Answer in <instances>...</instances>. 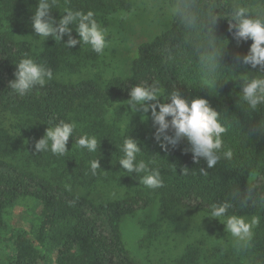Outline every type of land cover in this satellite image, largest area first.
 Here are the masks:
<instances>
[{
  "label": "trees",
  "instance_id": "1",
  "mask_svg": "<svg viewBox=\"0 0 264 264\" xmlns=\"http://www.w3.org/2000/svg\"><path fill=\"white\" fill-rule=\"evenodd\" d=\"M37 3L0 0V244L11 253H5L0 264H138L122 237L125 216L152 204L164 218L179 207L211 214L213 204L225 201L231 205L227 215L257 220L240 256L245 264H264V104L252 110L241 92L244 79L261 73L240 63L251 39L238 42L234 29H229L236 8L264 15V0H169L173 7L169 27L137 46L126 75L105 79L97 73L102 53L90 45L67 47V36L60 42L51 36L35 42L31 18ZM128 6L129 0H56L50 15L59 20L65 9L92 11L97 21ZM69 27L78 39L75 24ZM214 48L220 55L215 56L217 67L212 71ZM25 56L49 67L53 76L43 87L19 96L8 82ZM83 70L94 76L78 81L56 78ZM143 83L161 89V102H169V94L179 91L187 100L207 99L219 113L226 132L214 167L207 168L203 158L194 162L186 139L162 149L153 136L156 126L150 112L124 122L122 105L130 89ZM59 120L75 124L68 151L33 152L48 123ZM85 134L100 141L96 152L77 145ZM127 135L139 142L136 162L143 160L150 169H158L162 187L148 188L140 182L145 173L121 168L118 160ZM228 150L231 158L223 155ZM93 159L101 167L95 174L90 168ZM69 184H102L124 192L112 199L91 198L72 192ZM25 199L35 204L13 214ZM160 220L142 223L141 241L156 239ZM200 255L199 248L187 246L176 261L194 264Z\"/></svg>",
  "mask_w": 264,
  "mask_h": 264
},
{
  "label": "clouds",
  "instance_id": "2",
  "mask_svg": "<svg viewBox=\"0 0 264 264\" xmlns=\"http://www.w3.org/2000/svg\"><path fill=\"white\" fill-rule=\"evenodd\" d=\"M56 4V0H38L31 22L34 32L40 38V42L51 36L60 42L67 36L66 46L75 47L77 44L90 45L92 50L101 54L105 48V34L95 19L92 11L86 13L79 10L65 9L64 15L56 20L50 15V10ZM214 24L216 18L212 17ZM75 24L78 39L73 37L69 25ZM229 29H234V38L240 40L251 39L252 43L241 59L240 63L259 69L260 75L248 76L242 81V98L247 105L255 110L264 104V15L252 16L249 10L238 7L234 10ZM220 55V49L214 48L211 57V70L214 71L215 56ZM53 76L52 70L44 64L37 63L32 58L25 56L16 63L14 79L8 82V88L19 96H24L37 85L43 87L47 80ZM162 91L155 85L136 84L129 91L128 106L132 112L141 111L151 114L153 125H155L154 139L161 148L167 150L169 146L176 147L181 140L186 139L189 144L187 151L192 153L193 161L199 163L203 158L207 168L214 167L219 160V151L222 149V134L226 132L225 126L220 122L219 113L210 106L205 98H193L187 100L179 91L169 94V102H161L158 97ZM158 109V110H157ZM75 124L59 120V122L48 123L45 134L35 141L33 152L51 151L54 155H64L68 148L66 144L73 135ZM100 141L95 136L81 135L77 145L86 148L89 152H96ZM121 151L123 156L118 160L122 169L127 173H145L142 184L148 188H159L163 186L160 171L150 169L140 160L137 154L141 151L137 139L126 136L123 139ZM223 155L231 158V150L225 151ZM90 168L95 174L101 169L98 159L90 161ZM205 172L204 168L200 169ZM206 174V173H205ZM230 203L225 201L211 206V216L219 218L238 242H246L251 236V228L257 223L253 219L250 222L240 215H227ZM226 219H221L225 218Z\"/></svg>",
  "mask_w": 264,
  "mask_h": 264
},
{
  "label": "rangeland",
  "instance_id": "3",
  "mask_svg": "<svg viewBox=\"0 0 264 264\" xmlns=\"http://www.w3.org/2000/svg\"><path fill=\"white\" fill-rule=\"evenodd\" d=\"M172 14L173 7L169 0H129L127 9L97 18V23L105 34V48L98 63L97 73L100 77L105 79L126 75L137 46L168 28ZM35 42L40 43V38L35 39ZM89 74L94 76V72L83 70L78 74L57 75L56 78L78 81ZM122 106L126 112L124 122L141 118L145 114L141 111L133 113L127 103ZM116 107L118 105L111 107V110ZM68 187L74 193L98 199H112L124 192L123 188L112 189L102 184H69ZM34 204L32 199L21 200L13 208V214H18ZM243 217L249 222L252 220L250 217ZM156 218L160 220L164 217L159 213L157 204H152L148 209L122 219L123 240L138 264H177V258L187 246H196L201 251L198 261L194 264H245L240 253L247 241L238 242L219 218L179 207L173 214L160 220L161 230L153 242L141 241L145 233L142 223H151ZM5 253L9 254L8 249L0 244V259H5ZM10 255L11 253L8 256Z\"/></svg>",
  "mask_w": 264,
  "mask_h": 264
}]
</instances>
